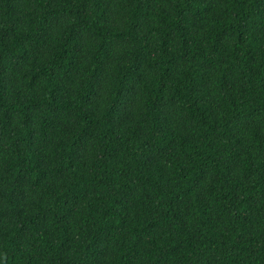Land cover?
I'll use <instances>...</instances> for the list:
<instances>
[{"label": "trees", "instance_id": "obj_1", "mask_svg": "<svg viewBox=\"0 0 264 264\" xmlns=\"http://www.w3.org/2000/svg\"><path fill=\"white\" fill-rule=\"evenodd\" d=\"M0 264H264V0H0Z\"/></svg>", "mask_w": 264, "mask_h": 264}]
</instances>
